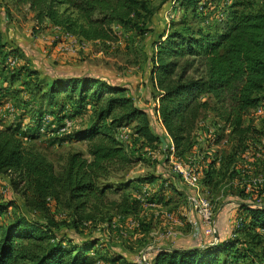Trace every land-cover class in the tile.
I'll return each instance as SVG.
<instances>
[{"label": "trees", "instance_id": "trees-1", "mask_svg": "<svg viewBox=\"0 0 264 264\" xmlns=\"http://www.w3.org/2000/svg\"><path fill=\"white\" fill-rule=\"evenodd\" d=\"M10 1L13 5H26L34 27L54 26L62 33L83 40H115V27L133 28L143 33L145 28L141 24L150 13L147 0ZM198 1L177 0L183 17L177 21L169 20L167 31H160L154 40L148 58L149 81L155 90L151 96L157 102L154 110L177 158L195 146L193 130L204 110L213 112L219 126L228 128V133L238 139L255 132L259 152L264 157V128L255 129L244 123L248 108L264 104V8H256L248 0H228L223 6L226 14L219 19L220 22L193 26L186 20L185 13L195 18ZM151 16L148 19L151 20ZM6 44L0 29V53L5 58L10 56L8 52L12 49ZM25 69H28L26 77L39 75L36 68ZM20 77L21 73L11 70L2 78L12 84ZM29 85L28 82L25 88ZM127 89L113 78L89 71L66 73L52 70L43 80L36 100L22 103L23 109L31 104L27 110L29 114L18 106L13 116L15 119L1 123L0 174H7L10 187L25 205L46 212L48 201L59 203L63 194L65 205L70 206L74 215L72 224L92 218L91 211L97 209L109 188L107 182L99 184L98 179L106 177L113 169L140 159V153L135 151L137 147L127 152L123 143L117 140L118 131L127 126L139 144L152 146L159 143L149 112L126 93ZM13 92L9 86L0 85V105L9 94L15 95ZM88 110L90 117L86 123L73 124L58 132L64 118L73 119ZM44 113L51 116L46 124L41 119ZM41 126L43 130H40ZM43 134L50 140L56 139L55 142L85 140L88 157L81 151H71L60 172H55L52 162L26 143ZM216 137L218 139L219 134ZM160 164L163 175L164 172L168 174L164 161ZM213 164L208 162L204 166L200 178L202 185L213 179ZM161 174H152L148 179H126L118 184V188H134L158 178L159 191L150 197L162 203V192L167 187L176 188L166 180L168 177ZM261 177V182L256 184L259 198L264 193V168ZM131 203L130 208L135 210L138 200L132 198ZM236 203L242 221L239 226L232 227L230 235L217 233L216 240L208 243L159 245L151 251L148 259L145 257L147 263L264 264V252L259 256L252 252L256 254V260L252 261L247 258L250 253H237L235 244L241 238L232 236L237 231L245 233L260 229L263 232L254 235L258 240L264 239V197L260 198V204L255 199H240ZM116 205L128 206L127 196L123 195ZM3 210L0 202V213ZM49 223L54 224L52 220ZM44 239L49 244H42ZM70 239L64 235L56 236L45 222L18 216L0 224V264H93L88 251L100 250L94 248L96 238L87 237L78 242ZM221 252L231 253L230 258L221 256ZM117 254L113 252L110 259L119 260ZM123 264L138 263L125 260Z\"/></svg>", "mask_w": 264, "mask_h": 264}, {"label": "rangeland", "instance_id": "rangeland-1", "mask_svg": "<svg viewBox=\"0 0 264 264\" xmlns=\"http://www.w3.org/2000/svg\"><path fill=\"white\" fill-rule=\"evenodd\" d=\"M203 2L206 3V6ZM221 2L222 0H199L197 5H200L201 8L197 9V16L193 18L187 12L185 18L193 26L196 24L209 26L218 23L220 22L218 12L224 6V4L221 5ZM248 2L256 8H264V0H248ZM147 4L150 13L141 24L145 28V32L138 33L133 28L123 30L120 27H115L117 30L115 40L99 41L79 39L74 35L62 33L58 28L52 26L34 27L31 12L26 5H13L10 0H0L2 37L7 43L6 45L12 47L8 54L15 59L13 64H9L7 58L0 53V82L4 81V86H9L10 91H14L15 95L21 92L20 96L9 94L0 105V125L4 124L5 120L10 123L15 119L13 116L18 110V106L24 113L29 114L27 110L31 108V104L23 109L22 103H33L36 100L48 72L52 70H62L66 73L89 71L113 78L127 86L126 93L132 94L135 102L147 109L152 129L159 135V143L145 146L139 144L133 139V135L128 133L129 136L123 142V146L127 152L137 147L135 151L137 154L140 153V159L132 161L123 168L113 169L106 177L98 179L99 184L107 182L109 188L105 191L103 200L98 204L97 209L91 211L93 217L76 222V224L71 223L74 215L70 206L65 205L63 194L60 195L59 203L53 200L48 201L46 212L35 210L25 205L20 195L12 190L7 174H0V202L4 207L0 213V224L7 223L18 216H24L28 219L45 222L56 236H67L73 242L87 237H95L97 246L95 245L94 248H100V250L90 249L88 251L93 264H123L125 260L139 259L142 253L145 257L147 246L153 242L162 239L168 243L173 242L176 238L188 241L197 235L194 234L192 226H189L188 220L184 219L188 217V214H183V212L190 211L189 213H191L192 211L185 199L191 188L179 176H176L173 164L166 158L168 151L164 135L157 124L158 121L154 113V106L157 102L151 96L155 90L149 81L150 62L148 58L154 48V40L157 39L160 31H167L169 20L177 21L182 18L183 11L178 4L170 5V0H147ZM150 14H152L151 20L148 19ZM29 67L36 68L39 75L26 77L25 71L28 69L25 68ZM11 70L21 73V77L14 80L12 84L2 78L8 76ZM28 82L30 85L25 88ZM5 102H9L17 108H14V111H9L4 107ZM89 117V110L88 112L83 111L72 119L71 124L59 132L70 128L73 124L86 123ZM199 119L203 121V125L198 124L201 130H203L204 124L216 127L213 141L202 140L195 143V148L176 161H187L190 158L203 170V166H206L208 162L214 163V177L209 183L201 186V191L214 208L216 234L218 229L222 232L225 229V233L228 234L230 227L232 229L234 226H231L227 220L231 218L232 221L236 217L242 216L237 203L233 201L238 198L243 200L259 198L256 193L257 183L255 181L261 176L262 171L263 160L259 152L260 144L256 138L257 134L252 131L242 139L230 135L228 128L217 124L213 112L210 110L202 111ZM244 123L255 129H262L264 128V113H258L254 107L248 108L244 115ZM128 128L130 129V127ZM217 134L220 136L218 139H216ZM49 138L43 134V136L26 141V143L43 153L52 162L55 172H60L67 154L71 151H81L84 156L88 157L85 151V140L55 142L56 139L50 140ZM205 144L211 145L208 152L205 151ZM163 161L168 170V174L164 172V175L160 165V162ZM158 173H162V177H168L166 180L174 184L176 188V190H172L167 187L162 192L160 198L162 203H157L150 197L152 193L155 194L159 191V181L153 186L152 193H150L151 186L138 188L136 185L134 188L130 186L123 189L118 188V184H122L126 179L136 177L148 179L147 177L150 175H158ZM202 175L203 173L200 178ZM248 182L252 185L251 191H245L243 188L244 184ZM123 195L127 196L128 202V206L124 208L116 205ZM263 197L264 193L260 198ZM132 198L138 200L135 210L130 208ZM228 204L231 206L229 209H234L233 215L229 217L228 210H225V205ZM194 219L198 223V218L194 217ZM49 220H52L54 224L51 225ZM255 232L263 231L254 229L245 233L237 231L232 234V236L241 238L237 239L235 244L237 253H250L247 258H250L251 261L252 259L256 260V254L252 252H256L258 256L264 252V239L259 238L260 240H258V237L254 235L257 234ZM201 235L202 241H213L212 235ZM42 244L49 243L44 239ZM113 252L118 253L119 260L112 261L110 259ZM230 254L229 252L220 253L221 256L224 255L227 258H230Z\"/></svg>", "mask_w": 264, "mask_h": 264}, {"label": "built area", "instance_id": "built-area-1", "mask_svg": "<svg viewBox=\"0 0 264 264\" xmlns=\"http://www.w3.org/2000/svg\"><path fill=\"white\" fill-rule=\"evenodd\" d=\"M226 2H228V0H222L221 5H223ZM173 4H177V0H170V5H173ZM200 8L201 6L197 5V9H200ZM218 14H219L218 19L224 17V15L226 14L225 9L222 7L221 11L218 12ZM7 61L9 64H13L15 62V59L8 56ZM4 107L6 109L8 108L9 111H12V110L14 111V107L9 102H5ZM254 108L258 113H261V112L264 113V104L257 105ZM155 114H156L157 120L159 121L156 111H155ZM50 117H51L50 114L44 113L41 118L43 124H46L49 121ZM71 122H72V119L65 118L63 120V125L60 126L59 128V131L67 127L69 124H71ZM217 124L219 125V122ZM43 129L44 127L41 126L40 130H43ZM215 130H216L215 126H210L208 124H205L203 130H199V132L194 133L196 143L202 140H209L210 142H212L215 136ZM128 133L131 134V130L127 126L122 127L116 134L117 140L123 143L129 136ZM165 146L168 151L166 158L169 159L171 163L173 164L172 167L174 171L178 174L179 178L191 188V191L188 194H186L185 199H186L188 207L191 208L192 211L198 217V223L196 221H193L191 218L187 219L189 224L192 226L194 234H198L200 232V234L212 235L213 241L216 240V232H215V225H214V222H215L214 208L211 202L209 201V199L204 194H202V191H201L202 184L200 181V176H201L203 168L199 167L197 163H195L190 158H188L187 161H176V159L178 158L173 154V147H172L170 139ZM261 180H262V177L259 176L255 182L259 183L261 182ZM243 188L245 191H251L252 185L250 184V182H248L244 184ZM255 202L260 204V199L255 198ZM241 221H242V218L240 216L236 217L234 220L231 221V226L232 225L239 226ZM135 261L138 264H148L143 253L141 254V257H139V259H135Z\"/></svg>", "mask_w": 264, "mask_h": 264}, {"label": "crops", "instance_id": "crops-1", "mask_svg": "<svg viewBox=\"0 0 264 264\" xmlns=\"http://www.w3.org/2000/svg\"><path fill=\"white\" fill-rule=\"evenodd\" d=\"M52 27H54V26H52ZM57 28V27H56ZM2 39H3V37H2ZM0 85H4V82H0ZM21 93V92H20ZM20 93H17L15 96H20L21 94ZM132 95V94H131ZM214 117V116H213ZM158 121V120H157ZM5 123H7V120H5ZM158 125H159V127H160V130H161V132L163 133V135H164V141H165V143L167 144L168 143V141H169V137L167 136V134L165 133V131H164V129L162 128V126H161V124H160V121H158V123H157ZM203 125V121L202 120H200V119H198L197 120V122H196V126H195V128H194V133H196V132H199V130H201L200 128H199V125ZM205 125V124H204ZM59 132V131H58ZM60 133V132H59ZM165 144V145H166ZM211 147V145H209V146H207V144H205V146H204V148H205V151L206 152H208L209 151V148ZM193 148H195V146L193 147ZM192 148V149H193ZM197 148H199V147H197ZM260 157H261V159L263 160L262 161V168H264V157L260 154ZM254 158V157H253ZM161 163V162H160ZM161 165V164H160ZM161 167H162V165H161ZM159 180H158V178L157 179H155V180H153V181H151V182H142V183H140L139 185H137V187L138 188H140V187H143V188H145V187H149V186H151V188H152V190H151V192L150 193H152L153 191H154V187L153 186H155V183H157ZM153 194V193H152ZM241 199V198H240ZM239 198L237 199V200H235V201H233V202H237L238 200H240ZM242 200V199H241ZM157 203H159V202H157ZM229 205V204H228ZM225 205V207H226V209L225 210H228V212H227V215H228V217L229 216H231V215H233V211H234V209L232 208V209H229V208H231V206L229 205ZM190 212V211H189ZM189 212H183V214L184 215H186V214H188V217L189 218H191L193 221H195V219H194V217H197L196 216V214L193 212V211H191V213H189ZM187 217V216H186ZM188 217L187 218H184L185 219V221H186V219H188ZM198 218V217H197ZM229 223H230V225H231V218L229 219V220H227ZM174 222H176V223H178L176 220H174ZM197 222V221H196ZM187 223V222H186ZM229 225V226H230ZM189 226H191L190 224H189ZM223 226V225H222ZM224 229V228H223ZM225 229L223 230V232H222V230H219L218 229V234L219 235H223V236H228V235H230V231H231V227H230V229H229V233L228 234H226L225 233ZM218 234H216V237H217V235ZM201 234H200V232L196 235V237L194 238V239H190V240H188V241H186V240H181V239H178V238H176L173 242H166V241H162V239H161V241H156V242H153L152 244H149L148 246H147V250H146V252H145V257L148 259L149 258V256H150V253H151V251L153 250V249H155L156 247H158L159 245H165V246H169V245H174V246H176V245H182V246H186V245H189V244H192V243H195V242H202V240H201ZM208 243V242H207ZM102 249H104V248H102ZM117 250V249H116ZM120 251V250H119Z\"/></svg>", "mask_w": 264, "mask_h": 264}]
</instances>
